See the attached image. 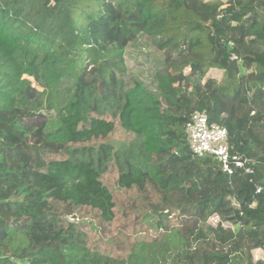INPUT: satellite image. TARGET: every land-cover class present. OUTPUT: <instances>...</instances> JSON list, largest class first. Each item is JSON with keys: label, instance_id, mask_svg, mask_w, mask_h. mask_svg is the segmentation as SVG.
Listing matches in <instances>:
<instances>
[{"label": "trees", "instance_id": "1", "mask_svg": "<svg viewBox=\"0 0 264 264\" xmlns=\"http://www.w3.org/2000/svg\"><path fill=\"white\" fill-rule=\"evenodd\" d=\"M144 38L161 53L149 81L127 65ZM195 111L252 171L193 155ZM119 130L133 138L123 160L107 143ZM120 214L154 216L160 234L121 257L104 239ZM255 249L264 0H0V264H264Z\"/></svg>", "mask_w": 264, "mask_h": 264}, {"label": "rangeland", "instance_id": "2", "mask_svg": "<svg viewBox=\"0 0 264 264\" xmlns=\"http://www.w3.org/2000/svg\"><path fill=\"white\" fill-rule=\"evenodd\" d=\"M227 1L228 0H224ZM224 8L227 6L223 5ZM139 46H131L127 50V65L129 66V73L130 75H136L139 76L144 81H149L151 78V75L153 73V64L156 61L157 58L161 57V53L156 50L152 46V42L149 38H144L143 41L140 42ZM246 72V71H245ZM210 75L221 78V71L218 70H211ZM129 75V76H130ZM24 82L31 83L34 86H36L39 90H42V87L37 84V82L32 78L28 76L23 77ZM113 113V110H111ZM109 112L110 116H115ZM43 117H48V115H44ZM43 118H35L30 121L37 122L42 121ZM95 144L88 145V148L98 150L99 146L102 144L101 142H94ZM107 143H109L110 150L113 154V157L116 156L120 158V160H123L125 157V154L130 153V147L132 146L131 143H133L132 136H128L123 131L119 130L116 132V134L112 135L109 140H107ZM134 144H136L134 142ZM72 149H76V146H73ZM77 150V149H76ZM81 150V149H80ZM117 169L112 172H107L105 175L107 178H110V183H113V179L117 176ZM116 194L118 198L121 200L125 198V196L129 193L119 189L118 187L115 188ZM118 203V207H122L123 204ZM120 219L115 220V222L110 227V233L107 237H105V242L110 243L112 246H114L116 249L117 254H122L121 257H125L131 248V243L135 240H151L155 238L158 234H160L157 224H156V218L152 216V218H149L148 221H145L143 225H138L132 223L128 216H122L120 214ZM175 218L172 214V219ZM218 217L216 215L211 216L208 219V222L211 224H216L218 221ZM116 238L117 242L113 243V239ZM253 254L255 258H264V249H255L253 251Z\"/></svg>", "mask_w": 264, "mask_h": 264}, {"label": "built area", "instance_id": "3", "mask_svg": "<svg viewBox=\"0 0 264 264\" xmlns=\"http://www.w3.org/2000/svg\"><path fill=\"white\" fill-rule=\"evenodd\" d=\"M184 128L194 156L213 155L220 161L222 170L228 174H232L235 168L252 171L251 160L231 152L227 129L218 124H210L206 112L195 111Z\"/></svg>", "mask_w": 264, "mask_h": 264}]
</instances>
